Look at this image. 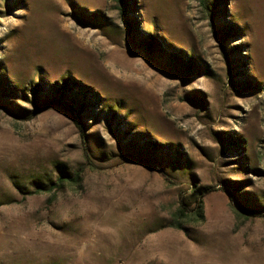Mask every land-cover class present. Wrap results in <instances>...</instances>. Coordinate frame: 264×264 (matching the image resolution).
Masks as SVG:
<instances>
[{
    "label": "rangeland",
    "instance_id": "obj_1",
    "mask_svg": "<svg viewBox=\"0 0 264 264\" xmlns=\"http://www.w3.org/2000/svg\"><path fill=\"white\" fill-rule=\"evenodd\" d=\"M0 264H264V0H0Z\"/></svg>",
    "mask_w": 264,
    "mask_h": 264
},
{
    "label": "trees",
    "instance_id": "obj_2",
    "mask_svg": "<svg viewBox=\"0 0 264 264\" xmlns=\"http://www.w3.org/2000/svg\"><path fill=\"white\" fill-rule=\"evenodd\" d=\"M120 2H124V0H119ZM206 0H202V2L204 3ZM59 103V101H57V100H53V101H49V102H47V103H45V104H43V106L39 109V110H37L36 112H34V114H37V113H39L40 111H42V110H45V109H48V108H50V107H52V106H54V105H56V104H58ZM72 109V108H71ZM74 112H75V114H76V112H77V110L75 109V108H73L72 109ZM75 117H77V116H75ZM77 120V123L80 125V121H79V119L77 118L76 119ZM201 207V210H202V208H203V201H202V199H200L199 200V204H198V208H200ZM198 214H199V212H198ZM175 227H177V228H181V226L180 225H177V224H175Z\"/></svg>",
    "mask_w": 264,
    "mask_h": 264
}]
</instances>
